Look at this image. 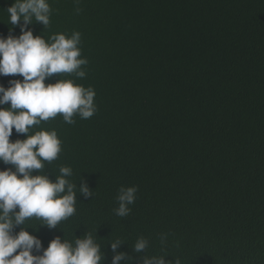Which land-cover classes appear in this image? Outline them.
<instances>
[{
    "label": "trees",
    "instance_id": "16d2710c",
    "mask_svg": "<svg viewBox=\"0 0 264 264\" xmlns=\"http://www.w3.org/2000/svg\"><path fill=\"white\" fill-rule=\"evenodd\" d=\"M13 3L0 0L5 38L21 34L7 23ZM49 4L50 24L28 27L45 39L79 31L88 64L82 79L56 74L45 83L93 87L97 110L74 124L57 115L30 134L55 129L62 151L42 174L54 181L69 166L68 179L87 182L93 196L77 193L75 214L56 228L33 217L14 233L28 228L47 248L57 236L74 243L91 232L102 264H112L116 239L124 242L118 251L134 257L122 264H140L145 254L171 264H264V0ZM12 79L23 77L0 75V84ZM26 135L13 128L10 140ZM130 186L135 202L119 217L118 191ZM140 237L149 244L136 253Z\"/></svg>",
    "mask_w": 264,
    "mask_h": 264
},
{
    "label": "clouds",
    "instance_id": "9594fccd",
    "mask_svg": "<svg viewBox=\"0 0 264 264\" xmlns=\"http://www.w3.org/2000/svg\"><path fill=\"white\" fill-rule=\"evenodd\" d=\"M6 11L7 23L13 28L19 26L21 34L0 36V75L18 74L23 79L10 80L8 87L0 84V105L10 102V107L0 108V162L12 166L0 169V264H102L105 254L91 232L77 237L74 243L57 236L47 248L28 228L14 233L16 226L33 217L42 221L40 225L56 228L75 214L77 193L86 198L93 196L87 182L78 187L68 179L73 174L69 166H61L54 181L42 174L45 163L58 159L62 142L55 129L33 134L30 130L57 115L65 123L74 124V116L89 119L97 109L93 87H84L74 79L45 83L46 78L56 74L74 75L77 79L86 76L83 66L88 60L82 56L81 33H58L48 39L33 34L28 26L34 21L42 22L45 28L50 24L49 0H14ZM13 128L27 134L26 138L11 141ZM36 170H40L39 174H34ZM137 191L136 186L119 189L115 215H129V205L135 202ZM166 239L167 234H162V245ZM122 243L120 239L111 242L112 264H122L128 257V253L118 251ZM148 244L140 237L132 247L141 253ZM41 249L42 254H34V250L39 253ZM165 257L145 254L140 264H171L172 260ZM128 259L132 261L134 257ZM175 264H181L180 259H175Z\"/></svg>",
    "mask_w": 264,
    "mask_h": 264
}]
</instances>
